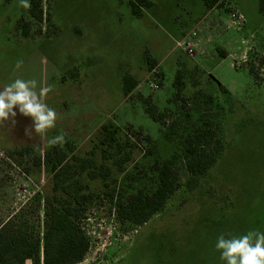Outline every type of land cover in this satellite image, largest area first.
<instances>
[{
	"label": "rangeland",
	"instance_id": "1",
	"mask_svg": "<svg viewBox=\"0 0 264 264\" xmlns=\"http://www.w3.org/2000/svg\"><path fill=\"white\" fill-rule=\"evenodd\" d=\"M152 1L137 17L128 0H44L46 15L35 20L21 0H0V91L17 78L34 79L37 93L49 89L43 103L57 113L43 134L19 113L0 121V226L13 219L43 237L46 210L59 192L50 165L35 158L58 145L68 155L70 185L93 193L80 221L90 249L78 264H224L215 249L218 236L264 231V76L255 65L264 67L260 0H222L211 12L202 0ZM234 10L246 19L239 31L229 26ZM190 39L205 53L186 52ZM222 49L238 53L223 57ZM125 76L138 81L130 96ZM145 98L162 116L158 121ZM205 110L220 120L224 149L189 190L184 141ZM103 124L120 127L116 145L100 143ZM58 135L63 144H50ZM26 146L31 154L17 153ZM126 153L131 158L120 169L117 159ZM174 155L181 187L165 208L140 226L119 219V198L155 191L156 165ZM103 164L106 180L99 175ZM113 189L112 199L107 193Z\"/></svg>",
	"mask_w": 264,
	"mask_h": 264
},
{
	"label": "trees",
	"instance_id": "2",
	"mask_svg": "<svg viewBox=\"0 0 264 264\" xmlns=\"http://www.w3.org/2000/svg\"><path fill=\"white\" fill-rule=\"evenodd\" d=\"M205 11L219 6L222 0H202ZM44 0H31L29 5L30 16L35 20H42L46 15ZM131 12L134 16L141 17L144 9L152 7V0H128ZM260 10L264 13V0H260ZM29 22L22 25L23 33L28 36ZM220 55L226 57L225 51L219 50ZM153 68L155 62L149 60ZM254 67V65H253ZM251 67L250 71L255 74V68ZM176 76V84H182L181 74ZM124 92L130 96L138 84V81L132 77L125 76ZM219 89L229 98L231 93L219 82ZM177 95L178 92H177ZM147 104V112L154 120H159V115L155 106L151 104L150 98L144 99ZM208 102H215L212 96H208ZM221 108V103L216 100L214 103ZM210 110H205L201 114L199 122L192 123L190 133L185 138L184 144V162L189 177L185 184L187 189H194L199 179L203 178L209 170L216 164L221 157L224 143L220 136V120H215L209 114ZM187 115H190L187 113ZM222 123V122H221ZM222 126V125H221ZM220 128V129H219ZM121 129L114 124H103L100 134L101 144L116 145ZM150 140V138H148ZM72 150L71 147H69ZM19 154H31V147H23L17 150ZM131 158L130 153L117 159L120 169ZM176 156L168 159L159 168L160 182L155 191L147 194L144 191L130 194L127 200L119 198L116 204V213L119 219L140 226L151 220L155 215L160 213L169 200V198L181 187L176 172L173 170ZM43 160V161H42ZM68 155L65 150L58 145H54L51 150L44 154L43 158H35L36 164L50 165L51 173L54 179V190L59 192L54 200L48 205L46 210V228L43 237H39L22 224L10 219L7 223L0 226V264H24L25 259L30 258L32 264H78L82 262L89 249L90 240L81 228L80 221L84 217L86 205L93 199V193L83 191V185L73 189L69 181L71 180L70 170L68 169ZM88 164H82L85 168ZM108 167L104 164L101 166L99 175L106 180L109 176ZM96 175V173H94ZM112 199L115 197V189L107 193ZM43 246V257L41 248Z\"/></svg>",
	"mask_w": 264,
	"mask_h": 264
},
{
	"label": "clouds",
	"instance_id": "3",
	"mask_svg": "<svg viewBox=\"0 0 264 264\" xmlns=\"http://www.w3.org/2000/svg\"><path fill=\"white\" fill-rule=\"evenodd\" d=\"M21 4L25 8L29 6L28 0H21ZM36 87V80L19 78L5 86L0 91V121L15 118L19 113L31 117L35 131L39 134L54 127L57 113L43 103L49 89L41 87L37 93ZM63 142L62 135L49 141L50 144L61 145ZM215 249L219 251V258L224 264H264V231L251 230L246 234L227 238L221 234L217 237ZM24 264H31L30 258L25 259Z\"/></svg>",
	"mask_w": 264,
	"mask_h": 264
},
{
	"label": "built area",
	"instance_id": "4",
	"mask_svg": "<svg viewBox=\"0 0 264 264\" xmlns=\"http://www.w3.org/2000/svg\"><path fill=\"white\" fill-rule=\"evenodd\" d=\"M230 23L229 26L232 28L237 29L238 31L243 28L244 24L246 23V19L244 14H242L239 10H234L229 14ZM193 38H195L193 36ZM246 42V41H243ZM183 48L186 52H188L190 55H193L194 52L197 51V49L200 48V51L202 54L205 53V49H202L201 46L199 47L197 43L193 42L191 39L186 41L184 40ZM256 67H259L260 69V76H264V67L261 66V61L255 62ZM151 86H153L155 89H158V84L151 83Z\"/></svg>",
	"mask_w": 264,
	"mask_h": 264
},
{
	"label": "crops",
	"instance_id": "5",
	"mask_svg": "<svg viewBox=\"0 0 264 264\" xmlns=\"http://www.w3.org/2000/svg\"><path fill=\"white\" fill-rule=\"evenodd\" d=\"M212 10H214V9H212ZM212 10H211V11H212ZM211 11H209V12H211ZM209 12H208V13H209ZM208 13H207V14H208ZM207 14H206V15H207ZM242 42H243V41H242ZM242 42H241V44L246 43V42H243V43H242ZM238 49H239V48H238ZM238 49H237L233 54H229V52H228L227 50H225V49H223V50L225 51V53H226L227 55H230V56H231V55H235V54H237V53H238ZM227 55H226V56H227ZM223 85H224V84H223ZM224 86H225V85H224ZM225 87H226V86H225ZM226 88H227V87H226ZM227 89L229 90V92L231 93V97L233 98L234 95L232 94V91H231L229 88H227Z\"/></svg>",
	"mask_w": 264,
	"mask_h": 264
}]
</instances>
